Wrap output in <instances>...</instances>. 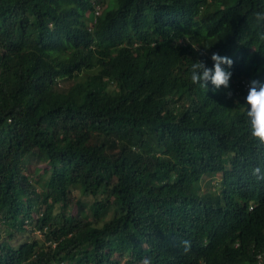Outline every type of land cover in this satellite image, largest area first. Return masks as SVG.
<instances>
[{"label": "trees", "instance_id": "obj_1", "mask_svg": "<svg viewBox=\"0 0 264 264\" xmlns=\"http://www.w3.org/2000/svg\"><path fill=\"white\" fill-rule=\"evenodd\" d=\"M257 11L0 0V264H264V148L239 82H264ZM213 52L229 89L191 82Z\"/></svg>", "mask_w": 264, "mask_h": 264}, {"label": "clouds", "instance_id": "obj_2", "mask_svg": "<svg viewBox=\"0 0 264 264\" xmlns=\"http://www.w3.org/2000/svg\"><path fill=\"white\" fill-rule=\"evenodd\" d=\"M254 18L258 24H264V11H257L254 13ZM199 51V48H193ZM207 51L208 49H205ZM204 53L201 52V55ZM213 61L212 67L208 68L201 60H196L191 65V82L198 84L200 87L207 89V82L211 81L214 90L221 88L229 89V80L232 73L226 71L224 66L231 68L233 60L227 56H221L216 52L211 54ZM239 82L243 85L244 105L246 106L245 115L248 121L249 135L251 139L260 147L264 148V82L259 79L240 78ZM226 96L231 97V91L225 93ZM253 176L257 180H264V170L256 167L252 170ZM184 252L188 253L191 249V242L188 240L182 241ZM141 264H151V258L145 257Z\"/></svg>", "mask_w": 264, "mask_h": 264}, {"label": "rangeland", "instance_id": "obj_3", "mask_svg": "<svg viewBox=\"0 0 264 264\" xmlns=\"http://www.w3.org/2000/svg\"><path fill=\"white\" fill-rule=\"evenodd\" d=\"M106 2L107 1H110V0H105ZM115 5V1L113 2L112 6L110 7H113ZM105 6V3L103 5V7ZM105 8H108V6H105ZM68 85V81H60L58 86H67ZM34 164V163H32ZM74 196L77 200L80 201V203L82 204L83 202H90L91 201V198L89 196H85L83 194H81L79 191H75L74 193ZM72 212H74L75 208L74 207H71L70 208Z\"/></svg>", "mask_w": 264, "mask_h": 264}, {"label": "built area", "instance_id": "obj_4", "mask_svg": "<svg viewBox=\"0 0 264 264\" xmlns=\"http://www.w3.org/2000/svg\"><path fill=\"white\" fill-rule=\"evenodd\" d=\"M99 12H100V9H99V7H98V6H96V9H95V11H94V14H95V15H98V14H99Z\"/></svg>", "mask_w": 264, "mask_h": 264}]
</instances>
